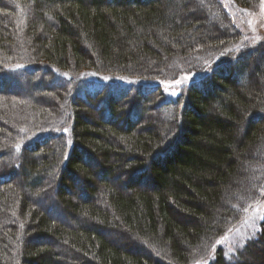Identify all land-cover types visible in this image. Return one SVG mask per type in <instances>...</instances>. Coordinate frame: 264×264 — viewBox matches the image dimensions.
Masks as SVG:
<instances>
[{
	"label": "trees",
	"instance_id": "1",
	"mask_svg": "<svg viewBox=\"0 0 264 264\" xmlns=\"http://www.w3.org/2000/svg\"><path fill=\"white\" fill-rule=\"evenodd\" d=\"M241 37L220 0H0V88L35 87L0 92V264H264V216L220 246L264 195Z\"/></svg>",
	"mask_w": 264,
	"mask_h": 264
},
{
	"label": "rangeland",
	"instance_id": "2",
	"mask_svg": "<svg viewBox=\"0 0 264 264\" xmlns=\"http://www.w3.org/2000/svg\"><path fill=\"white\" fill-rule=\"evenodd\" d=\"M220 1L222 2L223 7L228 10L233 22L237 25L238 29L240 30V32L242 34V37L240 38V42L238 43L236 48H238L240 46H244V44H245V48L247 49V48H250L255 43H264V0H261V2L258 5L252 6L249 9H245V10L242 8L240 9V8L234 7V1L233 0H220ZM175 4H177V3L175 2ZM223 34L226 35L225 33H223ZM263 57H264V54H263ZM206 59L203 61H206ZM258 64L262 65L263 63L258 62ZM86 78H88V77H86ZM195 78H196V76L190 77L188 79V81H191ZM23 82H24V78H19L18 82L16 84H14V86L13 85L12 86L7 85L3 89L0 88V92L6 93L8 91H12L15 94H17L18 96L24 97L25 95H23V94H24L26 89L33 91L35 89V87L30 86L27 88ZM181 82L185 83L187 81H181ZM53 84L56 85L58 83H53ZM166 87L167 86H165V89H166ZM168 87H172V85H170ZM175 89L177 90V86L174 87V90ZM6 167H8V165H6ZM112 180H114L116 182L118 181L117 178H112ZM16 181H17V183L22 185L21 179L18 175L16 176ZM84 184H85V182H84ZM144 187L147 188L148 185L146 184ZM78 189L81 190L80 186H78ZM122 190L125 191L124 189H122ZM70 194H72V192ZM73 195H74V193H73ZM49 199H50V201H49ZM49 199H48V201L50 203L52 202V204L54 203V201L55 202L57 201V198L55 196H52ZM37 204L39 206H47L48 205L46 202L45 203L39 202ZM50 209L53 210L54 206H53V208H50ZM263 216H264V195L262 196L260 202H258L252 209L249 210V212L246 214L243 221L239 224L238 228L233 229L231 232H229L225 235L223 240L220 242V246L225 245V247H227V250L230 253L233 252V249L236 245L243 243L245 241V239H247L249 236H251L252 234L255 233L261 219H263ZM62 221L64 222V224H70L71 225L74 223L73 219H67V218L65 219L64 218V219H62ZM1 226H2V223L0 221V227ZM2 231H5V228L0 229V232H2ZM113 240H115V239H113ZM116 240L118 241L117 238H116ZM61 260L65 263L64 259H61Z\"/></svg>",
	"mask_w": 264,
	"mask_h": 264
}]
</instances>
